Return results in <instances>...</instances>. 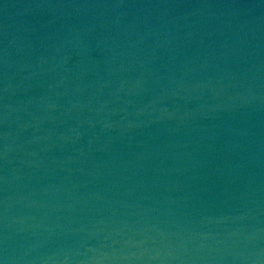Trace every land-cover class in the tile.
I'll use <instances>...</instances> for the list:
<instances>
[{"label":"water","instance_id":"1","mask_svg":"<svg viewBox=\"0 0 264 264\" xmlns=\"http://www.w3.org/2000/svg\"><path fill=\"white\" fill-rule=\"evenodd\" d=\"M0 264H264V0H0Z\"/></svg>","mask_w":264,"mask_h":264}]
</instances>
